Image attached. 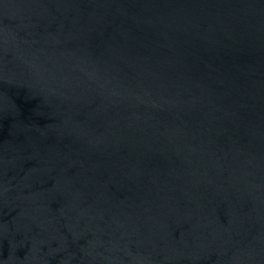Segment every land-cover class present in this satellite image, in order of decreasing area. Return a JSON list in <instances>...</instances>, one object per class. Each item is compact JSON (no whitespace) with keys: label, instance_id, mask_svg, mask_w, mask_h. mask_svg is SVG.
I'll return each instance as SVG.
<instances>
[{"label":"water","instance_id":"95a60500","mask_svg":"<svg viewBox=\"0 0 264 264\" xmlns=\"http://www.w3.org/2000/svg\"><path fill=\"white\" fill-rule=\"evenodd\" d=\"M0 264H264V0H0Z\"/></svg>","mask_w":264,"mask_h":264}]
</instances>
